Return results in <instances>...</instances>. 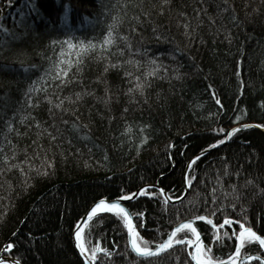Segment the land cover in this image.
<instances>
[{"label": "trees", "instance_id": "obj_1", "mask_svg": "<svg viewBox=\"0 0 264 264\" xmlns=\"http://www.w3.org/2000/svg\"><path fill=\"white\" fill-rule=\"evenodd\" d=\"M113 15L121 19L117 38L130 37L118 47L103 43ZM13 36L27 47L10 51ZM137 47L142 51L137 53ZM148 57L163 65L159 76L148 78L143 95L129 93L136 81L123 72L143 80ZM133 58L141 63L111 67ZM0 86V96L9 91L15 101L0 105L4 255L21 264H83L72 246L75 221L95 201L119 199L145 185L156 186L145 191L157 195H141L126 207L144 211V227L135 217L133 222L150 248L188 219L197 225L202 245L211 243L220 259L234 250L235 238L217 243L212 236L238 231L239 224L213 230L208 219L219 224L225 216L239 218L264 236V128L256 127L264 124V0H0ZM29 88L33 104L40 101L31 109L24 95ZM58 96L75 101H64L68 112L54 107ZM243 124L250 127H239ZM233 127L238 131L224 144L205 148ZM219 128L225 132L212 131ZM202 149L207 151L200 155ZM13 151L16 160L8 163L27 159L7 169L3 158ZM194 155L200 158L188 168ZM98 215L82 232L85 247L99 242L115 251L110 256L98 252L92 264H142L128 246L124 220L114 212ZM184 234L194 235L180 229L177 237ZM8 242L13 248L6 247ZM244 250L264 255L255 242ZM189 251L187 245H175L149 260L194 264Z\"/></svg>", "mask_w": 264, "mask_h": 264}, {"label": "snow or ice", "instance_id": "obj_2", "mask_svg": "<svg viewBox=\"0 0 264 264\" xmlns=\"http://www.w3.org/2000/svg\"><path fill=\"white\" fill-rule=\"evenodd\" d=\"M6 3H11V0H5ZM127 2H131V0H127ZM166 2V0H162V3ZM103 7V6H102ZM95 15L99 16L100 13L97 12L95 13ZM233 19H235V17H233ZM121 23V19L119 16H115L113 15L111 17V22L106 26V32L104 33V38H103V43L105 45L108 44H114V47H118L121 40L123 41H127L128 39H130V37L127 36V34L125 33L123 36L117 38V26ZM132 31H135V29H132ZM111 37V39H110ZM19 37L17 36H13L12 37V41L13 43H11L9 45V50L12 51L18 47L24 46L27 47L26 45H23V41H20V44H16L15 41L18 40ZM141 39H143V37H141ZM56 43V42H53ZM127 47H131L130 45H125ZM69 47H71V45H69ZM81 47H83V45H81ZM89 47H93L92 44H89ZM142 50L137 47L136 48V52L139 53ZM144 55H147L146 53H144ZM124 63H132L134 65H139L141 62L138 60H135L134 58L132 60L129 61H120L117 60L115 62V64H112L111 67H120L122 64ZM148 64L153 65L154 67L149 70L148 69ZM144 66H145V71L143 72V76L144 79H140L139 76H132V73L125 70L123 72V75L125 77H132V79H134L136 81L135 84H133L131 87L128 88V92L132 93L134 90L136 93H138L139 95H143L144 94V90L147 87V84L150 82L149 81V77H158L160 72L159 69L163 68V65H159L158 61L153 59L152 57H148V59L144 62ZM33 68L36 67V65L32 66ZM107 70V68L105 69ZM65 73L67 72V69L64 70ZM73 79H75V77H73ZM66 81L64 79H60V84H65ZM7 87L10 88V85H8ZM0 90H4V86H0ZM32 91L31 88L28 89L27 92H25V98H26V102H27V106L29 107V109L36 107L40 104L39 100L35 101V104H33V99L32 97L29 95V93ZM105 102H107V100L109 99V96L107 95V88L105 89ZM45 100H48L49 103L51 104L52 101L48 96H44ZM81 99V93L77 92L75 94V101H79ZM67 100L71 103H74L75 101H73L72 97L70 96H65L62 99L58 96L57 97V102L55 103L54 107L56 109H60L62 112H68L69 109L64 107L62 108V105L64 103V101ZM217 104L220 103L219 99H216ZM15 103L13 96L11 95V93L9 91H5L3 96H0V105L4 106V107H8L10 105H13ZM49 111V115L53 116L55 115V113L52 111V108L50 107L48 109ZM7 114V113H5ZM31 114V112L29 113ZM13 115H16V113H13ZM238 118V117H237ZM23 115H21V122H23ZM78 119V118H77ZM33 120L35 122V124L37 126H39L40 121L36 120L35 117H33ZM64 124H67L68 121H63ZM5 127L9 130H13V124L12 123H8V122H4ZM32 125L30 124L29 127H31ZM86 127V125H85ZM243 128H248L250 127L249 124H243L242 125ZM256 127H260V128H264V124H258L256 125ZM45 131H47V129H45ZM73 131H78V126L73 124ZM212 131L214 132H221L224 133L225 129L223 128H219V129H212ZM238 131L237 127H233L231 128V130L227 131V133L222 137V138H217L214 140L213 143L207 144L205 146L206 149H211V148H215L218 145H222L224 144L225 141L229 140L232 136L233 133H236ZM60 134V129L56 130V136H58ZM50 139H56V136H52L51 134H49ZM168 147H172V144L169 143ZM205 149H202L200 152V155H203ZM17 157V153L15 151H13L11 153L10 156H5L4 162L7 166V169H11V168H16L19 167L21 165H23L25 163V160L27 159V157H25V160H20L18 163H8V161L12 160L15 161ZM171 158V157H170ZM200 158V156L194 155L191 157V159L188 161V168H191L193 163L195 161H197ZM48 167H51V162H48ZM4 171V169H0V172ZM39 174V173H38ZM188 173H185V179L183 181L184 185H188L190 184V180L188 179ZM248 183H252V181H248ZM150 187H156V186H152V185H145L144 187H140L138 188L135 192L133 191H128L126 193H123L122 196L119 199H126V200H136L137 197H140L141 195H146L149 198L155 197L157 195L156 192L153 191H145L146 188H150ZM215 191V190H214ZM233 192H235V188L233 187ZM159 193L161 195H163L165 193V190L163 188H159ZM240 195L242 194H237L238 198ZM172 197H169V199H171ZM177 199H179V197H177ZM212 200L215 201L216 200V196L213 195L212 196ZM163 203H167V201H164ZM231 206V205H230ZM104 210H106L108 213H116L117 216L121 217L124 222L125 225L128 229V245L132 251V253H135V256L137 258H143L142 260V264H152V261L149 260V258H153V259H157L159 258V256L163 253L166 252V250L172 248L173 245H180L182 248L184 247V245L187 243L188 245H191L193 251H189L188 252V256L191 257L192 261H195L196 264H238V261H241V259L243 261H252L253 259H255V261L258 262V264H264V255H256L255 257L253 255H250L247 251H245V246L246 245H251L252 243H257L259 245V248L261 250H264V236L257 234L256 231L253 230V228L251 226H246V224L244 222H242L241 219L237 218L235 219V221H233L232 218L225 216L223 219L222 223L216 224L213 223L211 219L207 220V223L209 225H211L212 229L215 230L217 228H224V225H228L229 228H231L233 223L239 224V230H232L231 232L225 230L222 232L221 236H217V235H213L212 239L216 240L217 243H223V238L227 237L228 240L231 242L232 238L234 237V250H232L230 252V254H228L225 259H220L219 257L215 256L212 253V245L211 243L208 244H203L200 240V233L197 232V229L195 227L192 226V223L188 220L184 221L183 223H181L179 225V229H190L191 232L196 235V240L193 242L191 239H189L187 234H184L183 237L178 238L177 237V233L179 231L178 228L174 227L171 230V233L167 236L166 239L163 240L162 243H158L156 245L155 248H150L148 246L149 242L144 240V238L142 236H140V234L136 231L135 227H133L132 224V218L135 217L136 218V222L137 225L139 227H144V211H139V212H134L132 211L130 208H126L125 206H123L121 203H119L117 200H112L111 202H106L105 199L101 198L99 199L98 202L94 203L91 208L86 212V214L84 216H82L80 219H77L75 221V227H74V231H73V235L75 237L76 240V248L79 250L80 255L84 258V264H90L91 261H95L98 259L97 257V253L98 252H102L105 255H111L114 251L115 248L113 247L112 249H107V248H103L100 246L99 242H97L96 244L92 245L91 247H85V242L84 240H82V234H81V227L83 226V224L88 220V218L93 217L94 214H98V213H102ZM241 212H244V207L241 206ZM97 219H102L101 216H97ZM195 219H199V220H204L206 219V217L204 216H198L195 217ZM243 221H247V216L244 215L243 216ZM13 243L12 242H8L6 247L8 249L13 248ZM126 255L128 253H125ZM0 264H6V262L4 261H0ZM12 264H18V261H12ZM131 264H136V260L131 261ZM185 264H189V261L185 260Z\"/></svg>", "mask_w": 264, "mask_h": 264}, {"label": "water", "instance_id": "obj_3", "mask_svg": "<svg viewBox=\"0 0 264 264\" xmlns=\"http://www.w3.org/2000/svg\"><path fill=\"white\" fill-rule=\"evenodd\" d=\"M239 127H242V126H239ZM239 127H237V128H239ZM207 151V150H206ZM206 151H204V153L206 152ZM185 190H186V188H185ZM163 196L166 198V196H165V193L163 194ZM115 200H117L119 203H121L123 206H125L126 207V203L128 202V201H130V200H126V199H115ZM99 201V200H98ZM98 201H95L94 203H96V202H98ZM106 202H111L112 200H105ZM93 203V204H94ZM92 204V205H93ZM92 205H90V207L86 210V212L91 208V206ZM127 208V207H126ZM86 212L82 215V216H84L85 214H86ZM103 212H106V210H104ZM98 214H100V213H98ZM98 214H94L93 215V217H91V218H88V220L83 224V226L81 227V234H82V232H83V230H84V228L86 227V225L88 224V222L92 219V218H94L96 215H98ZM81 216V217H82ZM80 217V218H81ZM186 221V220H185ZM188 221H190L191 223H192V226L193 227H195L196 229H197V232L198 233H200V231H199V229H198V227H197V225L193 222V220L192 219H188ZM184 221H182V222H180L179 224H177L176 226H174V227H176V228H178L179 229V225L181 224V223H183ZM132 224H133V227H134V222H133V218H132ZM173 227V228H174ZM127 228V227H126ZM172 230V229H171ZM180 230V229H179ZM73 231H74V229H73ZM171 233V231L169 232V234ZM168 234V235H169ZM167 235V236H168ZM167 236H166V238H167ZM165 238V239H166ZM196 235H193V238L191 239L193 242L196 240ZM200 240H201V242H202V238H201V234H200ZM127 240H128V229H127ZM176 245H178V244H176ZM185 245H187V247L188 248H190V251H193V249H192V247H191V245H188L187 243L185 244ZM72 246H73V248H74V250H75V252H76V254L78 255V257L80 258V260L82 261V263L84 264V258L80 255V252H79V250L76 248V240H75V237H74V235H73V232H72ZM129 246V245H128ZM173 246H175V245H173ZM172 246V247H173ZM130 248V247H129ZM155 248V247H154ZM131 250V249H130ZM264 251V250H263ZM135 254V253H134ZM254 257H255V255H253ZM191 258V257H190ZM0 261H4V262H6V264H12V261H18V260H16V259H14V258H12V257H9V256H6V255H4L3 254V250H1L0 251ZM194 264H196V262L195 261H192ZM243 262H246V261H243L242 259H241V261H238V264H240V263H243ZM18 264H21L19 261H18ZM90 264H92V261L90 262Z\"/></svg>", "mask_w": 264, "mask_h": 264}, {"label": "bare ground", "instance_id": "obj_4", "mask_svg": "<svg viewBox=\"0 0 264 264\" xmlns=\"http://www.w3.org/2000/svg\"><path fill=\"white\" fill-rule=\"evenodd\" d=\"M103 213V212H102Z\"/></svg>", "mask_w": 264, "mask_h": 264}, {"label": "rangeland", "instance_id": "obj_5", "mask_svg": "<svg viewBox=\"0 0 264 264\" xmlns=\"http://www.w3.org/2000/svg\"><path fill=\"white\" fill-rule=\"evenodd\" d=\"M107 212V211H106Z\"/></svg>", "mask_w": 264, "mask_h": 264}]
</instances>
